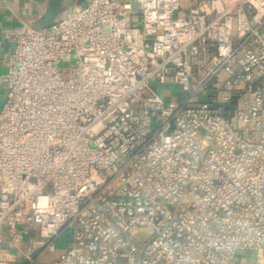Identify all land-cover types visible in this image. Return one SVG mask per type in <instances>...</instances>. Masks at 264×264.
Segmentation results:
<instances>
[{
  "label": "built area",
  "instance_id": "obj_1",
  "mask_svg": "<svg viewBox=\"0 0 264 264\" xmlns=\"http://www.w3.org/2000/svg\"><path fill=\"white\" fill-rule=\"evenodd\" d=\"M180 9L91 0L6 35L0 264H33L64 237L53 264L264 253V0ZM154 81L182 94L166 101Z\"/></svg>",
  "mask_w": 264,
  "mask_h": 264
},
{
  "label": "crops",
  "instance_id": "obj_2",
  "mask_svg": "<svg viewBox=\"0 0 264 264\" xmlns=\"http://www.w3.org/2000/svg\"><path fill=\"white\" fill-rule=\"evenodd\" d=\"M91 0H0V73L7 71L6 56L14 52L16 43L7 34L25 28L43 29L57 22L69 10L81 8ZM201 0H181L182 14ZM7 98V85L0 83V111ZM68 239L62 238L58 249L44 256L40 255L33 264H53V261L67 247ZM12 264H25L17 261Z\"/></svg>",
  "mask_w": 264,
  "mask_h": 264
},
{
  "label": "rangeland",
  "instance_id": "obj_3",
  "mask_svg": "<svg viewBox=\"0 0 264 264\" xmlns=\"http://www.w3.org/2000/svg\"><path fill=\"white\" fill-rule=\"evenodd\" d=\"M136 8L139 4L135 2ZM139 16H135V20H138ZM73 60L68 58L62 63V74L65 75L67 70L72 66ZM153 87L165 98L166 101H170L182 94L181 88L175 85L172 81L167 84H161L157 81L152 83ZM150 234V230L141 229L137 232V237L141 240L146 239ZM49 251H45L42 255L46 256ZM238 255L241 257V264H256L264 262V253L254 250L239 251Z\"/></svg>",
  "mask_w": 264,
  "mask_h": 264
}]
</instances>
